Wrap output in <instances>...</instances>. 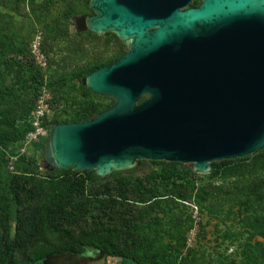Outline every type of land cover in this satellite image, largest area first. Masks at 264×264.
Wrapping results in <instances>:
<instances>
[{
	"label": "water",
	"instance_id": "obj_1",
	"mask_svg": "<svg viewBox=\"0 0 264 264\" xmlns=\"http://www.w3.org/2000/svg\"><path fill=\"white\" fill-rule=\"evenodd\" d=\"M193 1L90 0L94 14L78 17V30L114 32L128 49L82 79L116 101L53 127L44 155L52 169L104 178L148 159L210 173L215 161L264 148V0ZM73 254L82 253L62 255Z\"/></svg>",
	"mask_w": 264,
	"mask_h": 264
},
{
	"label": "trees",
	"instance_id": "obj_2",
	"mask_svg": "<svg viewBox=\"0 0 264 264\" xmlns=\"http://www.w3.org/2000/svg\"><path fill=\"white\" fill-rule=\"evenodd\" d=\"M57 3L54 13L60 18L57 20L59 33L53 40L47 38L43 48L48 52L58 49L57 57L51 60L50 66L56 64L75 68L74 71L82 77L83 84L82 79L88 72L115 61L125 52V48L122 44L115 47L113 58H109L111 47L106 42L103 43L101 36L89 30H77L72 34L70 26L73 22L69 16L64 15L70 0H59ZM197 5L198 2L192 4ZM1 6L9 7L22 17L34 19L38 10L32 0H19L15 4L12 0H0ZM8 20V15L0 17V35L9 32ZM58 37L62 39H56ZM100 44L103 45L102 50L98 47ZM10 61L12 64V59ZM18 63L22 66L23 61ZM30 69L35 80L42 82L46 78L47 74L41 67L31 65ZM103 109L105 108L85 111L78 117L56 122H49L45 115L43 125L51 131L57 123L89 120ZM32 112L33 110L25 116L21 114L20 123L8 127L6 120L16 113L8 109L3 113L0 111V144L7 147L12 142H24L28 132L34 129ZM47 138L34 143L35 148L44 152ZM3 154L0 150V165L5 160ZM20 157L27 158L28 165L36 163L34 157L25 154ZM248 158L247 155L215 161L212 163L210 175L215 176L222 170L225 174L239 178L264 169V149L257 150L249 163L242 162ZM153 162L158 166L151 167L142 174H136L137 170L134 168L129 171H116L104 178L98 177L94 170L75 172L72 169H52L49 166L44 168L43 177L40 179L21 174L15 178L18 182L10 186L8 192L3 191L6 186H3V171L0 170V264H39L51 255L83 250L84 245H93L107 256L120 257L121 264H184V259L191 251L189 246L184 252L187 246V238L183 233L184 223H189L191 228L194 220H174V242L171 245V241L156 244L157 234H160L159 229L164 223L158 212L163 208L157 199L151 201L147 196H162L158 191V186L162 184L169 186L192 182V187L195 188V180L200 181L205 176L195 171H187L180 162ZM225 162L230 164L224 167L222 163ZM80 173L85 177H81ZM263 189L264 177H258L239 181L236 186L224 191L227 195H235L239 200L246 195L255 194L256 201H260L264 209ZM197 194L200 208L213 213V204H205L206 200H210L208 196L201 192ZM132 197H138L135 202L141 204L134 202L135 206L131 205L130 210L121 211L119 200L128 201ZM178 198L186 199L182 196ZM11 220L16 221L14 232ZM257 223V232L264 237V221L251 224L255 227ZM150 229L155 233H151ZM173 249L178 252L169 254ZM251 252L253 250L249 249L246 256L252 264H258L259 258H253ZM195 263L207 264L197 259L194 260Z\"/></svg>",
	"mask_w": 264,
	"mask_h": 264
},
{
	"label": "rangeland",
	"instance_id": "obj_3",
	"mask_svg": "<svg viewBox=\"0 0 264 264\" xmlns=\"http://www.w3.org/2000/svg\"><path fill=\"white\" fill-rule=\"evenodd\" d=\"M58 1L32 0L38 6L35 19L22 17L9 7H0V17L8 15L9 19L7 24L9 32L6 35H0V42H2V50H0V111L3 113L8 109V111L16 113L15 116L6 120L8 127L20 123L19 116L21 114L25 116L34 110L42 99H45L46 115L49 122L69 120L73 116L78 117L85 111L91 112L100 108H108L116 101L110 95L95 94L85 84H82V77L74 71L75 68L57 66L56 64L50 66L51 60L53 61L57 57L58 49L48 52L43 46L46 45L47 38L53 40L59 33L57 20L60 18L54 13ZM202 1L194 0L191 5L198 2L197 6H199ZM17 2L19 0H12L13 4ZM26 3L28 4V1ZM26 6L28 8V5ZM88 14H94L90 7V0L88 2L86 0H70L64 15L69 16L73 22L70 26L72 34L78 30V17ZM99 36L102 37L103 43H109L111 47L109 58H113L115 47L121 46V44L125 50L128 49L127 43L119 39L114 32H106ZM98 47L102 50L103 45L100 44ZM19 50L21 52H18ZM10 59H12V64ZM20 60L23 61L22 66L18 63ZM8 62L10 66H8ZM31 65L36 68L41 67L47 74L42 82L33 78ZM144 98L145 96L142 100ZM0 150L4 153L6 160L0 165V170L3 171V175H0L1 180L4 181L3 186H6V189L3 187L4 192H8L9 187L18 182L15 178L21 174L40 179L43 177L44 168L50 166L44 157L45 150L41 152L33 144L27 146L23 141H16L7 147L0 144ZM22 154L36 158V163L28 165L27 158L20 157ZM254 154L255 152L248 155L249 158L242 162L249 163ZM153 161L141 159L135 173L142 174L151 167H157L158 164ZM229 164L225 162L222 163V166L225 167ZM182 166L187 171H195L192 163H182ZM211 172H197L205 177L200 181L195 180V188L192 187V182L169 186L162 184L158 186V191L162 196H147L151 201L157 199L163 208L161 212H158L164 223L159 229L160 234H157L156 244L171 241V245L174 242V220L192 219L194 222L191 228L189 223H184L183 233L187 238L184 252L189 246L191 248L187 258L184 259V264H188V262L194 264L195 259L207 264L209 262L211 264H252L253 262L246 256L249 249L253 250L251 252L253 258H259L258 264H264V237L257 232L258 223L255 224V227L251 224L264 221V209L260 205V201H256L255 194L246 195L239 200L235 195H227V192L224 191L236 186L239 181L264 177V169L239 178L225 174L222 170L215 176L210 175ZM80 174L81 177H85L82 173ZM80 174H76V176ZM197 192L208 196L210 200H206L205 204H213L215 209L213 213H208L200 208V205L197 204ZM262 193H264V189ZM179 196L186 199H180ZM137 198L132 197L128 201L119 200L120 207L122 206L121 211L130 210L129 208L134 205ZM202 206L205 205L202 204ZM260 218L263 219L259 220ZM11 224L14 232L16 221L11 220ZM150 231L155 233L152 229ZM86 246L84 245L83 250L80 251H67L82 253L79 256L75 254L62 255L67 253L64 252L56 254L57 256L54 257L48 256L51 257L48 262H44L48 258L46 257L39 264H121L120 257L107 256L102 250H100L99 256L91 257L86 252ZM175 252L178 250L173 249L169 254H176ZM57 259H60L59 263H55Z\"/></svg>",
	"mask_w": 264,
	"mask_h": 264
},
{
	"label": "built area",
	"instance_id": "obj_4",
	"mask_svg": "<svg viewBox=\"0 0 264 264\" xmlns=\"http://www.w3.org/2000/svg\"><path fill=\"white\" fill-rule=\"evenodd\" d=\"M46 114H47V108L45 105V99H42L32 112L33 115L32 123L34 129L28 132L26 136L24 143H26L27 146L29 144H33L34 146V143L39 142L44 137H48L50 135L51 131L49 130V128L43 125V119Z\"/></svg>",
	"mask_w": 264,
	"mask_h": 264
},
{
	"label": "flooded vegetation",
	"instance_id": "obj_5",
	"mask_svg": "<svg viewBox=\"0 0 264 264\" xmlns=\"http://www.w3.org/2000/svg\"><path fill=\"white\" fill-rule=\"evenodd\" d=\"M106 44H107V43H106ZM108 45H109V43H108ZM125 52H126V50H125ZM125 52H124V53H125ZM124 53H123V54H124ZM123 54H122V55H123ZM122 55H121V56H122ZM121 56H120V57H121ZM120 57H119V58H120Z\"/></svg>",
	"mask_w": 264,
	"mask_h": 264
}]
</instances>
